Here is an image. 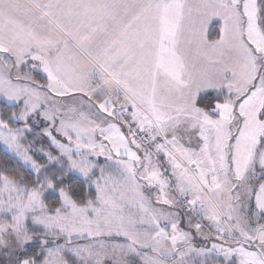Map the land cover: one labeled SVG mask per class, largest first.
I'll return each instance as SVG.
<instances>
[{"label": "snow or ice", "instance_id": "snow-or-ice-1", "mask_svg": "<svg viewBox=\"0 0 264 264\" xmlns=\"http://www.w3.org/2000/svg\"><path fill=\"white\" fill-rule=\"evenodd\" d=\"M0 147V264H264V0H0Z\"/></svg>", "mask_w": 264, "mask_h": 264}, {"label": "trees", "instance_id": "trees-1", "mask_svg": "<svg viewBox=\"0 0 264 264\" xmlns=\"http://www.w3.org/2000/svg\"><path fill=\"white\" fill-rule=\"evenodd\" d=\"M4 155V150L2 147H0V156ZM9 163H14L13 161H9Z\"/></svg>", "mask_w": 264, "mask_h": 264}]
</instances>
